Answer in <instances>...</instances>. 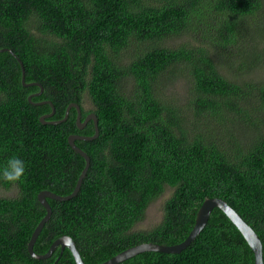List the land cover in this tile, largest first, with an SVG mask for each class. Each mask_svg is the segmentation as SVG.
<instances>
[{"label": "trees", "instance_id": "16d2710c", "mask_svg": "<svg viewBox=\"0 0 264 264\" xmlns=\"http://www.w3.org/2000/svg\"><path fill=\"white\" fill-rule=\"evenodd\" d=\"M0 49V167L14 155L26 163L21 182L0 181L19 189L0 197V264H76L61 247L36 259L28 243L46 214L38 193H72L86 165L69 135L95 133L93 121L78 127L75 107L64 121L41 122L53 107L28 100L40 87L23 85L17 56L26 81L44 88L32 101H52L49 120L76 102L100 129L76 141L90 168L75 197L48 199L36 252L68 235L87 264H100L139 243H180L208 197L234 207L264 247V76H246L264 71V0H0ZM181 80L185 96L168 92ZM167 188L161 221L133 230ZM254 263L215 207L181 252L145 251L119 264Z\"/></svg>", "mask_w": 264, "mask_h": 264}, {"label": "water", "instance_id": "95a60500", "mask_svg": "<svg viewBox=\"0 0 264 264\" xmlns=\"http://www.w3.org/2000/svg\"><path fill=\"white\" fill-rule=\"evenodd\" d=\"M5 50V49H0V51ZM12 51V50H10ZM13 52V51H12ZM14 55H16L13 52ZM18 60L21 63V68H22V83L24 86H39L40 91L37 93H33L29 95L28 100L35 104V105H40V104H45L48 103L50 104L53 109L50 113L44 114L41 116L40 120L43 123H48V124H56L60 121H64L68 118L69 112L72 107H75L78 111L77 114V119L76 123L80 129H83L90 121H93L94 123V129L95 133L93 135L87 136V135H80V134H71L68 137V142L70 146L78 152L81 156L85 158L86 165L84 169L82 170L81 174L78 177V180L76 182L75 188L72 193L68 195H60L58 193H55L53 191L44 189L41 190L38 193V200L40 203L44 206L46 210V214L44 217L39 221L37 226L35 227L32 236L29 240L28 243V250L29 253L32 257L36 259H46L49 258L53 255V253L56 251L58 247H61V253L64 251L65 248H68L76 261V264H87L85 260L82 257V254L80 253V250L77 247L76 241L68 235H63L61 237H58L57 239L54 240V242L51 244L49 247L48 251L45 253H38L34 250V245L37 241V238L39 237L42 229L44 228L45 223L50 219L52 215V206L50 202L48 201L49 198L55 199V200H68L70 198L75 197L78 192L81 189L83 180L87 174V171L90 168L91 165V158L88 155L86 151H84L81 147H79L76 144L77 140H93L99 136V125H98V116L90 112L86 115L85 119L82 120V112L80 109V106L76 102H72L69 104L67 107L66 115L63 119L57 121V120H49L53 113H54V106L52 101L50 100H43V101H37L33 102L32 101V96L33 95H40L43 92V86L41 83L37 81H32V82H27L26 81V71L24 67V63L21 61L19 57H17ZM48 119V120H47ZM217 207L221 209L228 217L229 219L236 225V227L241 231L243 236L245 237L246 241L252 248L255 256V263L254 264H264V252H263V242L259 236V234L256 232V230L250 225L242 216L241 214L234 208L232 207L225 199L221 197H208L206 198L201 206L199 207L197 214H196V220L193 229L190 231L188 236L180 243L176 244H161V243H154V242H143L136 244L132 247H129L118 254L114 255L113 257L107 259L106 261L100 263V264H119L139 253L145 252V251H161V252H168V253H177L181 252L183 249H185L187 246L190 245V243L201 233V231L205 228L207 225L210 215L213 211V209ZM59 258V257H58ZM58 261V259H57Z\"/></svg>", "mask_w": 264, "mask_h": 264}, {"label": "rangeland", "instance_id": "374dc122", "mask_svg": "<svg viewBox=\"0 0 264 264\" xmlns=\"http://www.w3.org/2000/svg\"><path fill=\"white\" fill-rule=\"evenodd\" d=\"M187 38L180 37V38H175V39H169L166 40L169 45H176V43H179L181 41L186 40ZM228 70V69H227ZM227 73V72H226ZM264 76V71H253L250 74L246 75L248 78L255 79L254 77L256 75H261ZM257 79V78H256ZM185 80H181L177 85L171 86L168 90V92H171L173 90L174 94H177L181 97L185 96ZM86 107H91V104L89 102L85 103ZM173 191V188H167L166 191L163 193V195L152 202L149 207L147 208L145 218L143 221L137 223L133 230H145L153 227L157 223H159L162 219L163 216V209L162 205L163 202L171 195ZM19 194V189L17 187H12L11 189H4L3 187L0 186V197L2 196H7V197H15Z\"/></svg>", "mask_w": 264, "mask_h": 264}, {"label": "clouds", "instance_id": "9594fccd", "mask_svg": "<svg viewBox=\"0 0 264 264\" xmlns=\"http://www.w3.org/2000/svg\"><path fill=\"white\" fill-rule=\"evenodd\" d=\"M25 175H26V163L23 159L15 155L9 157L6 163L4 164V166L0 167V181L6 183H10V184L19 183L22 181Z\"/></svg>", "mask_w": 264, "mask_h": 264}, {"label": "bare ground", "instance_id": "6f19581e", "mask_svg": "<svg viewBox=\"0 0 264 264\" xmlns=\"http://www.w3.org/2000/svg\"><path fill=\"white\" fill-rule=\"evenodd\" d=\"M236 226V225H235Z\"/></svg>", "mask_w": 264, "mask_h": 264}]
</instances>
